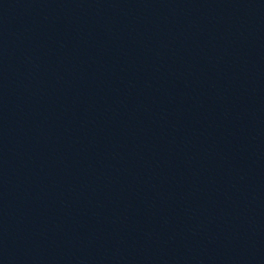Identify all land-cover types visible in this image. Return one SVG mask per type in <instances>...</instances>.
<instances>
[{
  "label": "water",
  "instance_id": "95a60500",
  "mask_svg": "<svg viewBox=\"0 0 264 264\" xmlns=\"http://www.w3.org/2000/svg\"><path fill=\"white\" fill-rule=\"evenodd\" d=\"M0 264H264V0H0Z\"/></svg>",
  "mask_w": 264,
  "mask_h": 264
}]
</instances>
